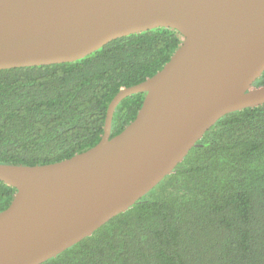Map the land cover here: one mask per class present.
<instances>
[{
	"label": "water",
	"instance_id": "95a60500",
	"mask_svg": "<svg viewBox=\"0 0 264 264\" xmlns=\"http://www.w3.org/2000/svg\"><path fill=\"white\" fill-rule=\"evenodd\" d=\"M182 41L155 75L121 88L103 136L36 166L0 164L16 192L0 212V264H42L149 193L226 114L264 104V0H0V70L70 63L155 28ZM145 93L110 138L113 113Z\"/></svg>",
	"mask_w": 264,
	"mask_h": 264
},
{
	"label": "trees",
	"instance_id": "16d2710c",
	"mask_svg": "<svg viewBox=\"0 0 264 264\" xmlns=\"http://www.w3.org/2000/svg\"><path fill=\"white\" fill-rule=\"evenodd\" d=\"M181 41L161 27L74 62L0 70V164H51L92 148L113 97L155 75ZM144 96L117 105L110 138ZM15 192L0 181V212ZM42 264H264V104L218 119L149 193Z\"/></svg>",
	"mask_w": 264,
	"mask_h": 264
}]
</instances>
